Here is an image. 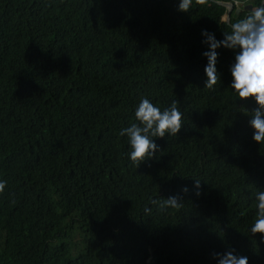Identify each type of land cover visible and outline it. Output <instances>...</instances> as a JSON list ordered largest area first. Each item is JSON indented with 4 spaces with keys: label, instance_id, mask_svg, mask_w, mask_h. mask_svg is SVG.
I'll return each instance as SVG.
<instances>
[{
    "label": "trees",
    "instance_id": "obj_1",
    "mask_svg": "<svg viewBox=\"0 0 264 264\" xmlns=\"http://www.w3.org/2000/svg\"><path fill=\"white\" fill-rule=\"evenodd\" d=\"M220 1L235 0H0V264H217L225 251L264 264L248 231L264 190L257 105L229 85L234 50H216L211 88L201 55V29L222 39L258 0L228 21ZM141 96L176 100L183 125L138 165L119 130ZM173 194L184 200L161 208Z\"/></svg>",
    "mask_w": 264,
    "mask_h": 264
},
{
    "label": "clouds",
    "instance_id": "obj_2",
    "mask_svg": "<svg viewBox=\"0 0 264 264\" xmlns=\"http://www.w3.org/2000/svg\"><path fill=\"white\" fill-rule=\"evenodd\" d=\"M191 3L192 0H178L177 10L188 11ZM229 27L230 31L223 33V38L219 40L213 32L201 29V43L207 45L206 50L201 52L207 61L204 65V86L211 88L217 81L216 50L220 47L234 50L233 60L228 66L231 76L229 85L237 98L243 100L251 97L255 101L257 107L251 111L248 124L253 129L252 140L260 145L264 143V0H258L255 7H248L247 14L230 23ZM248 111L245 108L241 112ZM182 115L176 100L161 107L148 96H141L134 109L136 122L119 130V134L127 138L129 160L139 165L141 161L153 157L154 152L160 150L154 138L177 135L183 125ZM193 178L195 195L199 196L201 180ZM6 185V178L0 177V193L5 191ZM187 191L185 186L182 192ZM254 198L255 219L248 231L251 234L261 233V239H264V190L257 191ZM183 200L180 194L169 195L160 202V207L176 208ZM213 255L218 258L217 264H248L247 256H238L232 251Z\"/></svg>",
    "mask_w": 264,
    "mask_h": 264
},
{
    "label": "water",
    "instance_id": "obj_3",
    "mask_svg": "<svg viewBox=\"0 0 264 264\" xmlns=\"http://www.w3.org/2000/svg\"><path fill=\"white\" fill-rule=\"evenodd\" d=\"M218 4L219 5L221 4L224 7H226V12L222 17V20L228 21L232 10H233V16H236L240 12L243 2H242V0H238L236 7H235V2H233V1H220ZM245 7L246 6H244V8Z\"/></svg>",
    "mask_w": 264,
    "mask_h": 264
},
{
    "label": "rangeland",
    "instance_id": "obj_4",
    "mask_svg": "<svg viewBox=\"0 0 264 264\" xmlns=\"http://www.w3.org/2000/svg\"><path fill=\"white\" fill-rule=\"evenodd\" d=\"M80 238L77 236V237H75V241H78Z\"/></svg>",
    "mask_w": 264,
    "mask_h": 264
},
{
    "label": "built area",
    "instance_id": "obj_5",
    "mask_svg": "<svg viewBox=\"0 0 264 264\" xmlns=\"http://www.w3.org/2000/svg\"><path fill=\"white\" fill-rule=\"evenodd\" d=\"M235 3L237 4V1H235Z\"/></svg>",
    "mask_w": 264,
    "mask_h": 264
}]
</instances>
